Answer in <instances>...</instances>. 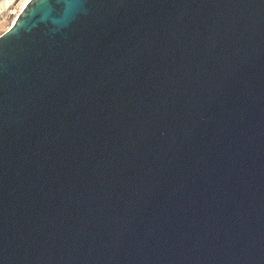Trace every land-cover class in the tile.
Instances as JSON below:
<instances>
[{
	"label": "water",
	"instance_id": "water-1",
	"mask_svg": "<svg viewBox=\"0 0 264 264\" xmlns=\"http://www.w3.org/2000/svg\"><path fill=\"white\" fill-rule=\"evenodd\" d=\"M0 264H264V0H28Z\"/></svg>",
	"mask_w": 264,
	"mask_h": 264
},
{
	"label": "rangeland",
	"instance_id": "rangeland-1",
	"mask_svg": "<svg viewBox=\"0 0 264 264\" xmlns=\"http://www.w3.org/2000/svg\"><path fill=\"white\" fill-rule=\"evenodd\" d=\"M24 1L25 0H15L13 4L1 14L0 33L12 23V21L21 10Z\"/></svg>",
	"mask_w": 264,
	"mask_h": 264
},
{
	"label": "bare ground",
	"instance_id": "bare-ground-1",
	"mask_svg": "<svg viewBox=\"0 0 264 264\" xmlns=\"http://www.w3.org/2000/svg\"><path fill=\"white\" fill-rule=\"evenodd\" d=\"M15 0H0V16L1 14L6 10L8 9L14 2ZM28 0H25L23 2V5L22 7L25 5V3L27 2ZM22 9V8H21ZM20 12V11H19Z\"/></svg>",
	"mask_w": 264,
	"mask_h": 264
}]
</instances>
